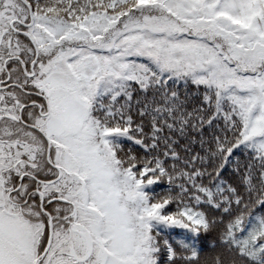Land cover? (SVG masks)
<instances>
[{
    "label": "snow or ice",
    "instance_id": "snow-or-ice-1",
    "mask_svg": "<svg viewBox=\"0 0 264 264\" xmlns=\"http://www.w3.org/2000/svg\"><path fill=\"white\" fill-rule=\"evenodd\" d=\"M0 264H264V0H0Z\"/></svg>",
    "mask_w": 264,
    "mask_h": 264
}]
</instances>
